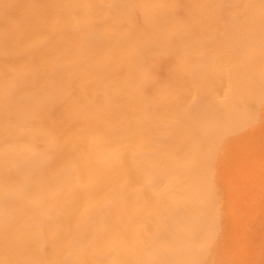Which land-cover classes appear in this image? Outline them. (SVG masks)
<instances>
[{"label": "rangeland", "instance_id": "374dc122", "mask_svg": "<svg viewBox=\"0 0 264 264\" xmlns=\"http://www.w3.org/2000/svg\"><path fill=\"white\" fill-rule=\"evenodd\" d=\"M16 2L0 264H264V0Z\"/></svg>", "mask_w": 264, "mask_h": 264}, {"label": "bare ground", "instance_id": "6f19581e", "mask_svg": "<svg viewBox=\"0 0 264 264\" xmlns=\"http://www.w3.org/2000/svg\"><path fill=\"white\" fill-rule=\"evenodd\" d=\"M11 1V0H10ZM15 2H9V4L7 5V3H5V4H3V5H1V8H0V16H1V14L3 15V13H7L8 11H13V9L14 8H16L17 7V2L16 1H18V0H14ZM43 2V0H32V2H31V9L30 10H32V11H34V9H35V7H36V5L38 4V3H42ZM29 10V11H30ZM31 16V17H30ZM1 18V17H0ZM25 19H22V21L19 23V24H17V26H16V33H18V39L20 40V39H26V36L28 37L29 35H31L30 33L32 32V29H33V27H34V25H33V21L35 20V21H37L38 19H37V16L35 15L34 16V14H33V12H31V13H29V15L27 14V16H25L24 17ZM28 18H30L29 20H27L26 21V19H28ZM32 19V20H31ZM37 19V20H36ZM1 22H2V20H0ZM27 23V24H26ZM70 26H68V28H69ZM28 46V45H27ZM14 51H15V54H17L19 51H17V49H20V46L19 45H15L14 46ZM31 54V53H30ZM29 58V57H28ZM210 74V73H209ZM24 81H25V79H24ZM27 81H31V80H29L28 78H27ZM255 81V80H254ZM254 84V83H253ZM256 85V84H255ZM254 85V86H255ZM263 87V86H262ZM254 89H255V91H256V87H254ZM254 89H252V90H254ZM257 91H259L258 89H257ZM256 91V92H257ZM261 91V90H260ZM263 91V90H262ZM261 91V92H262ZM253 92V91H252ZM254 93V94H257V93H259V92H257V93ZM258 95V94H257ZM256 98V97H255ZM245 102V101H244ZM255 109H258L259 110V118L261 119H263L264 118V100L263 99H261V98H256V100L254 101V103H253V105L251 106V110H255ZM111 114H112V116H113V112H111ZM146 117V116H145ZM258 121V120H257ZM261 124V123H260ZM257 127V126H256ZM255 127V128H256ZM227 129H231V128H225V129H223V133L225 132V131H227ZM239 130V129H238ZM249 131L250 130H254V127H253V129L250 127L249 129H248ZM247 130V131H248ZM246 131V130H245ZM246 131V132H247ZM249 131L247 132V133H249ZM228 132V131H227ZM245 133V132H244ZM246 133V134H247ZM242 134V133H241ZM240 134V135H241ZM239 135V136H240ZM251 135V134H250ZM242 136V135H241ZM246 136H245V134H244V138H245ZM233 140V139H232ZM236 140V139H235ZM238 140V139H237ZM233 142H235L234 140H233ZM229 143H231V142H229ZM48 159V158H47ZM51 159V158H50ZM253 161L254 162H256L255 161V159H253ZM254 162H253V165H254ZM260 166V165H259ZM262 166V170H264V163H263V165H261ZM215 167V166H214ZM251 167H252V165H251ZM256 169V168H255ZM252 170V169H251ZM36 174H39L40 172H42V167H35V169L33 170ZM36 174H34V175H36ZM29 182H31L32 183V179H27L26 180V184L28 185L29 184ZM214 182V181H213ZM252 182V181H251ZM35 183V182H34ZM41 183H43V182H41ZM23 184H25V183H23ZM48 184H49V182L47 181H45V184L43 185H40V183H39V185L37 184V186H38V189L41 191L42 189H45V188H48ZM217 184V183H216ZM220 188V187H219ZM222 193V192H221ZM222 195V194H221ZM68 204H70V203H68ZM69 218V217H68ZM9 224V223H8ZM220 227V226H219ZM250 229V228H249ZM226 230H227V228H226ZM249 231V230H248ZM64 233V232H63ZM225 233V232H224ZM65 236V235H64ZM60 236H58L57 238H55L54 239V241H56V242H54V243H57V242H59L60 241V238H59ZM24 240V239H23ZM104 250V249H103ZM7 263H9V262H7ZM22 264H24V263H22Z\"/></svg>", "mask_w": 264, "mask_h": 264}]
</instances>
